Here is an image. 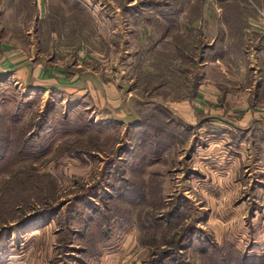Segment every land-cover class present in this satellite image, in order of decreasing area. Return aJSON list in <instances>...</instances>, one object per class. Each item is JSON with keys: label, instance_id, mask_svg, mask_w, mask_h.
Listing matches in <instances>:
<instances>
[{"label": "rangeland", "instance_id": "rangeland-1", "mask_svg": "<svg viewBox=\"0 0 264 264\" xmlns=\"http://www.w3.org/2000/svg\"><path fill=\"white\" fill-rule=\"evenodd\" d=\"M21 2L40 34L0 40L77 89L0 73V264H264V119L246 136L196 108L204 62L261 40L264 0Z\"/></svg>", "mask_w": 264, "mask_h": 264}, {"label": "crops", "instance_id": "crops-1", "mask_svg": "<svg viewBox=\"0 0 264 264\" xmlns=\"http://www.w3.org/2000/svg\"><path fill=\"white\" fill-rule=\"evenodd\" d=\"M21 1L22 0H16L17 4L11 5V8L14 9L11 10V13H13L11 16L16 15L17 18H11V22L5 18L6 16L1 18L0 24L2 25H0V34H14L11 36V39H15V34H27L29 44V39L32 38L30 35L40 34V30L25 28V8L23 9ZM260 39L264 40V35H261ZM261 40H254L255 46L253 45L252 50H246L243 47H235L228 50L224 49L221 57H219V59L217 58L219 60L218 62L215 61L217 59H214L211 62L208 61L203 64L204 78L196 98L201 102V105L198 103L199 107H196L197 111H204L206 115H209L207 117L212 116L215 119L222 118L219 111L239 116L238 120L240 121L236 122L233 127L235 129L233 130L235 134L240 133L242 135L246 133L247 136L250 126L243 127L241 124L243 122L248 124L254 118L264 119V44L260 43ZM21 41L20 45L18 42L16 43L12 40L7 41L1 38L0 73L7 75L12 74L15 79L18 78L19 80L21 75L29 76L31 74L37 76L38 81L36 83H29V85L31 87L34 85L43 88L45 92H53L55 89L72 93L74 92L73 90L77 89V86L75 84L73 85V83L70 82L71 80L69 81V78H62L61 74L63 73L59 68L44 66L40 62L33 66L32 61L35 59L31 56L33 48L29 45L25 46L24 35L21 37ZM250 51H252V53H250ZM227 55L229 61H231V63H237V65L238 62L247 65V61H251L248 67V73H251L255 80L250 84L243 83V78H240L239 74H235L224 65L226 64L224 60ZM254 55L256 56L254 63H252V57H254ZM221 61H223V64ZM31 66L32 68H30ZM240 69L243 70V68ZM22 81L26 80L22 79ZM107 97L103 95V98L107 99ZM192 104L194 105L195 103L192 102ZM186 105L190 106L191 101H184L183 106ZM240 145L241 144H239V146ZM136 264L142 263L137 262Z\"/></svg>", "mask_w": 264, "mask_h": 264}, {"label": "trees", "instance_id": "trees-1", "mask_svg": "<svg viewBox=\"0 0 264 264\" xmlns=\"http://www.w3.org/2000/svg\"><path fill=\"white\" fill-rule=\"evenodd\" d=\"M153 119H151L149 122H151ZM172 122V121H171Z\"/></svg>", "mask_w": 264, "mask_h": 264}]
</instances>
